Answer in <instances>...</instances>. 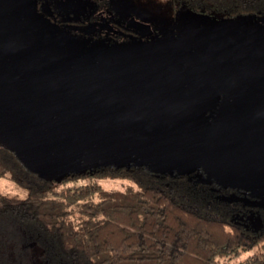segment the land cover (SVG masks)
Here are the masks:
<instances>
[{
  "label": "rangeland",
  "instance_id": "rangeland-1",
  "mask_svg": "<svg viewBox=\"0 0 264 264\" xmlns=\"http://www.w3.org/2000/svg\"><path fill=\"white\" fill-rule=\"evenodd\" d=\"M18 1L20 9L8 10L12 20L22 21L27 37L43 27L46 45L56 49L71 78L86 71L108 77L125 74L147 103L164 110L200 103L199 115L208 125L229 114L237 89H246L264 74V16H211L179 7L177 0H105L103 11L111 15L104 20L129 37L115 41L109 32L95 37L93 27L88 35L68 31L82 28L80 19L88 21L102 11V0ZM69 16L74 22L65 26L53 20L61 23ZM129 92L117 83L104 91L83 83L66 100L61 96L60 102L52 103L41 98V105L18 116L14 134L0 131V147L11 149L28 168L62 190L92 183L125 189L128 180L96 174L114 166L142 174L152 183L210 186L217 199L246 207L239 221L248 219L260 228L264 82L238 98L231 120L220 123L216 133H201L197 124L194 128L192 109L138 110L131 106ZM11 173L0 178V194L26 197L27 190L10 178Z\"/></svg>",
  "mask_w": 264,
  "mask_h": 264
},
{
  "label": "trees",
  "instance_id": "trees-1",
  "mask_svg": "<svg viewBox=\"0 0 264 264\" xmlns=\"http://www.w3.org/2000/svg\"><path fill=\"white\" fill-rule=\"evenodd\" d=\"M177 2L211 16H264V0ZM10 171L28 195L0 194V264H230L244 254L239 264L264 263V209L257 229L239 221L245 206L217 199L210 186L152 183L114 166L96 174L128 180L125 189L62 190L0 147V178Z\"/></svg>",
  "mask_w": 264,
  "mask_h": 264
},
{
  "label": "flooded vegetation",
  "instance_id": "flooded-vegetation-1",
  "mask_svg": "<svg viewBox=\"0 0 264 264\" xmlns=\"http://www.w3.org/2000/svg\"><path fill=\"white\" fill-rule=\"evenodd\" d=\"M106 7L105 0L99 2V10L103 11ZM15 9H20L18 0H0V131L14 134L12 125L18 122V116L26 109L35 108L36 104L41 105V98L52 103L60 102L61 96L66 100L69 94L77 86H82L83 83H87L100 91L108 90L114 83H117L120 88L122 86V88L130 91L129 93L133 96V105L131 106L136 108V94H139V91L129 76L120 74V76H114L116 79L112 80L113 77H108L107 74L95 73L80 74L78 77L75 75L74 78H71L65 74L68 72L62 69V62L56 54V49L52 50L46 45L47 32L43 27H36L30 34L31 37H27L21 31L22 21L12 20L11 12H16ZM102 11L90 16L88 21L83 18L80 19L79 22L83 24L81 25L82 28L69 27L68 31L71 35L83 34L80 30L91 32L93 27L96 32L95 35L99 38L104 37V34L109 32L114 37L113 40H122V28L106 22L104 18L111 14ZM53 20L63 26L74 22L72 16L66 17L61 23L58 19ZM142 28L145 32L150 30L148 26ZM125 29L129 30L127 27ZM88 32L83 35H88ZM138 98L140 108L136 109L142 110V101L145 99L142 95H139ZM196 106L193 108L194 114L198 107ZM199 111L201 112V109ZM230 115L231 113L221 119L226 120ZM193 120L191 118V121ZM196 121H198L197 125L201 133L212 132L213 123L209 126L202 117Z\"/></svg>",
  "mask_w": 264,
  "mask_h": 264
},
{
  "label": "water",
  "instance_id": "water-1",
  "mask_svg": "<svg viewBox=\"0 0 264 264\" xmlns=\"http://www.w3.org/2000/svg\"><path fill=\"white\" fill-rule=\"evenodd\" d=\"M83 74H95V73L94 72H88V71H86ZM115 79H116L115 77L112 78V80H115ZM263 82H264V74H259L258 77H256V78L253 79V81L251 82V84H250L249 87H246V89H243V90L237 89L236 92H235V94L231 97V104H230V109H229L230 112H229V114L231 113V115H232L233 110L235 109L234 107H236V105H237L238 98L242 97L241 95H246V94H249L251 92L256 91L257 89L260 88V86H261V84ZM77 88H79V87L77 86ZM77 88L74 91H76ZM74 91L69 94V97L75 93ZM136 95H137L136 108H140V106H139V98L138 97H139V95L141 96L142 94L139 91V94L137 93ZM142 102H143V106H141V109L142 110H154V111H158V112H162V113H165V112H169L170 113V112H173V111H180L181 109H192L193 110V108L195 107V105H197L199 107V110L200 109L201 110L203 109V107H202V105L200 103H193V104H189V105H181V106H177V107H174V108H171V109H165L164 110V109H162L161 107L157 106L154 103H147V101H142ZM198 107L196 108L195 114H194V112L191 114L192 119H194L192 121L193 124H194V126H193L194 128H195V125L198 122V121H196V119L201 118L200 115H199L200 111L198 110ZM138 110H140V109H138ZM194 115H195V117H194ZM231 115L228 116L226 120L221 119V120L214 121L213 124H212V133H216L215 132L216 131V128L218 127V125L220 123H223V122H226L228 120H231V118H230ZM209 126H211V125H209ZM201 139H203V138H201Z\"/></svg>",
  "mask_w": 264,
  "mask_h": 264
}]
</instances>
